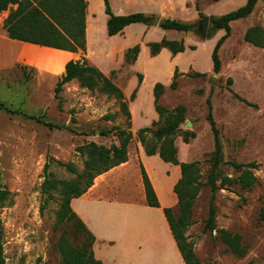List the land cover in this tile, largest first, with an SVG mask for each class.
<instances>
[{"label":"rangeland","instance_id":"1","mask_svg":"<svg viewBox=\"0 0 264 264\" xmlns=\"http://www.w3.org/2000/svg\"><path fill=\"white\" fill-rule=\"evenodd\" d=\"M135 1L130 5L124 0H110V3L116 15L151 10L143 6L142 0ZM218 1H199V11L204 18L209 17L204 38L199 30L204 18L193 6L183 10L184 13L168 9L164 11V17L150 14L154 16L153 20L158 19V23L153 25L152 20L149 28L154 30L146 36L139 28L142 25L135 24L124 36L109 37L103 0H91L95 19L89 30V51L85 52L88 56L81 59L98 67L125 93V100L135 117L130 131L134 128L136 134L129 144L135 154L140 143L137 131L144 127L156 129L152 126V122L158 120L153 96L156 83L166 86L160 101L163 107L168 111L178 106L186 108L181 131L194 132L196 137L185 143L180 132L175 143L182 162H200L199 182L202 186L192 207L190 224L184 230L198 260L202 264H264V49L244 40L249 27L264 29V0L258 1L248 18L231 23V36L219 51L221 71L216 74L211 55L225 32L214 31L210 17L238 9L244 0ZM166 18L196 26L188 33L164 30L159 24ZM209 32L213 36L208 38ZM163 38L183 40L187 50L177 56L166 50L169 56L161 52L152 57L148 44L160 42ZM136 45L140 46V60L136 65H129L125 55ZM191 45L198 47L197 50H188ZM19 48L22 46H12L14 52ZM2 51L8 52L9 49L3 47ZM20 55L33 59L56 75L61 73L66 62V58L61 60L54 50L45 48L23 47ZM176 69L180 73L178 86L172 90L170 84ZM197 72L206 76L194 78L192 75ZM140 73L143 75L142 87L138 83ZM228 78H232V85L227 84ZM55 80L57 78L42 74L22 62L0 70V104L21 113L0 110V189L10 192L9 199L0 204L3 264H66L61 253L62 242L77 249L83 246L85 236L75 221H60L62 193L53 189L45 192L43 183L48 175L59 181L75 180L76 175L58 162L71 163L82 173L86 157L79 154L78 147L90 142L110 147L118 144L117 138L113 133L102 136L101 132H108L113 127L128 130L120 101L115 97L98 89L82 88L76 80L64 85L58 98L55 96L58 81ZM135 89H140L139 97L137 92L138 100L132 101ZM208 100L222 144L224 161L219 169L220 179L225 176L236 178L241 174L233 163H255L257 166L253 169L257 182L251 189L229 186L218 190L214 200L217 229L240 235L247 251L243 257L231 254L219 234L206 229L212 198L207 184L212 168L209 160L214 151V136L207 120ZM107 115L112 117L111 120L106 119ZM188 121L192 123L190 127L186 126ZM147 137L153 139L152 133ZM156 168L158 175L159 167ZM179 216L180 210L176 206L174 220ZM155 221L151 220L148 231L156 242H160L161 254L168 257L167 241ZM107 225L114 227L110 221Z\"/></svg>","mask_w":264,"mask_h":264},{"label":"trees","instance_id":"2","mask_svg":"<svg viewBox=\"0 0 264 264\" xmlns=\"http://www.w3.org/2000/svg\"><path fill=\"white\" fill-rule=\"evenodd\" d=\"M217 2L218 0H212ZM259 0H247L242 7L221 16H211L210 22L214 31L223 30L224 35L218 39L213 51L212 62L213 72L218 74L221 71L222 62L219 51L225 41L231 36V23L237 20L248 18L255 10ZM104 11L107 15L106 29L109 37L121 34L123 30L132 24L141 23L144 25H152L154 16L145 13H132L128 15L114 14L110 0H103ZM86 0H0V15L9 10V15L4 20L3 27L7 32L8 38L21 42H26L42 47L64 50L69 52L87 50L86 40ZM13 6H16L13 8ZM196 9L201 18L204 15L199 11V5ZM196 25L180 22L176 19H163L159 27L164 30H176L188 33L195 29ZM208 33V38L211 37ZM245 42L264 49V29L260 26L249 27L244 35ZM150 54L155 57L166 48L173 56L186 51L184 41L167 40L163 38L160 42H150L148 44ZM189 49L196 50V47L190 46ZM140 46L136 45L129 48L125 61L131 65L137 61L140 54ZM180 73L175 70L173 80L170 84L172 90H176L178 86L177 79ZM194 78H204V73H194ZM77 80L82 88L88 90L98 89L107 94L109 97H115L121 104V110L126 117L128 130L113 127L110 131L101 132L102 136H108L113 133L117 138L118 144H112L110 147L90 142L78 147L80 155L85 156V169L82 173L78 172L76 167L71 164L58 162L59 165L65 167L69 172L76 175L73 181H59L46 177L43 183L45 192L53 189L59 190L63 195L62 210L59 214L60 221H75L78 229L85 236V243L80 249L74 248L65 241L61 245V253L63 261L66 264H103L94 256L93 245L95 238L93 234L86 228L85 224L78 218L71 208V201L84 195L94 184V180L101 174L120 166L128 161V147L132 141L133 134L130 131L132 126V115L123 90L118 87L110 77L105 75L98 67L89 64L87 59L71 60L65 66V72L58 81L55 88V96L59 98L64 85ZM143 82V75H138V83ZM232 78L227 79V84L232 85ZM166 86L162 83H156L153 87L154 107L158 114V120L152 122V126L141 128L137 131V136L142 144L146 155H159L165 163L180 166L181 178L174 186V192L178 199L177 207L180 210V216L177 220L173 218V209L164 208L163 212L170 226L172 235L176 241L177 247L185 264H202L193 250V246L187 241L184 230L190 224L192 207L198 190L202 186L199 182L200 170L199 161L180 162L178 158V148L175 143V137L182 132L181 125L186 119V108L178 106L173 111H168L160 104L164 95ZM138 89H135L131 95V100L136 99ZM242 101L246 102L244 99ZM209 113L207 120L214 136V151L210 157L211 172L209 174L208 185L212 191V198L209 207V214L206 220V229L216 231L220 240L227 246L228 251L237 256L243 257L246 254V248L242 246L241 237L238 234H232L223 229H217L216 226V208L214 205L215 194L218 190L226 189L229 186L239 185L241 189H251L257 182V177L253 169L257 166L255 163L236 164L233 165L241 170V174L236 178L225 176L220 179V166L223 163L222 144L220 140V131L216 125L215 119L211 111V102L208 100ZM249 104V103H248ZM5 109L7 112L21 114L18 111H12L0 104V110ZM27 116V115H25ZM31 118V117H30ZM33 118V117H32ZM111 116L107 115L106 119L111 120ZM148 133H152L153 139L147 137ZM185 143H189L190 139L196 137L194 132H182ZM49 164L45 165L47 171ZM141 175L145 189L147 205L159 208L160 203L152 182L144 168L140 163ZM220 179V182H218ZM10 196V192L6 189H0V204L5 203ZM2 228L0 225V264H3L2 253Z\"/></svg>","mask_w":264,"mask_h":264},{"label":"crops","instance_id":"3","mask_svg":"<svg viewBox=\"0 0 264 264\" xmlns=\"http://www.w3.org/2000/svg\"><path fill=\"white\" fill-rule=\"evenodd\" d=\"M86 1L88 3L86 10V52H88L90 43L89 30L90 25L92 27L95 14L91 9V0ZM142 1L143 6L148 7L151 9L149 11H152V13L147 11V15L154 13L164 17L166 16L164 11L168 9H176V12L180 10L179 12L182 13L183 10H187L189 7L193 6L196 8V5H199V1L201 0ZM124 2L126 5H130L132 2L136 1L124 0ZM218 2L219 1L216 3ZM246 2L247 0H244L242 5H245ZM15 7L16 6H13V8ZM196 13L198 14L197 9ZM122 14L128 15L129 13ZM1 15L0 70L13 68L17 63L22 62L42 74H48L57 78L55 81H59L64 74L65 66L69 61L81 60L82 56H88L87 53L85 54L82 51L69 52L12 40L8 38L7 32L3 27L4 20L9 15V10L3 12ZM132 25L127 26L123 32L118 35L124 36L132 28L130 27ZM136 25H142L139 28H142L143 36L150 34L154 30V28L151 29L148 25L141 23H136ZM25 44L27 46L29 45L30 48L54 50V52L58 54V58L61 60L66 58L63 69L61 68V73L56 75L52 70L40 67L33 59L24 58L18 52L12 50V46H26ZM3 47L9 49V51L3 52ZM197 48L198 47H196V50ZM166 50L168 49L164 48L161 52H166L168 55ZM188 50H191L189 49V46ZM140 57L141 51L134 65L138 63ZM142 86L143 82L141 83V87ZM140 89L138 90V97ZM136 99L138 100L137 97ZM130 111L132 121H134L135 124L133 110L131 109ZM131 132L133 133V136L136 134L134 128H132ZM179 161L182 162L180 159ZM140 163L144 166L152 182L160 203L159 208L147 205ZM156 167H159L158 175L154 170ZM180 178V166L165 163L161 160L159 155H146L141 143H139L136 149V154L133 153V149L131 148V145H129L128 161L126 163L96 177L93 186L84 195L79 198H74L71 201L72 210L95 238L93 245L95 258L103 264H185L163 212L164 208L174 209L177 206L178 199L174 192V186ZM133 179H135V181H133ZM151 220H156V225L162 229L163 236L167 241L166 252L168 253V257L161 254L163 248L160 247V242H156L148 231V225H150ZM108 221L112 222V225L114 226L113 228L107 225ZM159 248H161V250Z\"/></svg>","mask_w":264,"mask_h":264},{"label":"water","instance_id":"4","mask_svg":"<svg viewBox=\"0 0 264 264\" xmlns=\"http://www.w3.org/2000/svg\"><path fill=\"white\" fill-rule=\"evenodd\" d=\"M158 23V19L153 20V25H157ZM208 23H209V17H205L201 22H200V34L202 37H206L207 36V31H208ZM192 125V123L190 121H188L186 123L187 127H190Z\"/></svg>","mask_w":264,"mask_h":264},{"label":"bare ground","instance_id":"5","mask_svg":"<svg viewBox=\"0 0 264 264\" xmlns=\"http://www.w3.org/2000/svg\"><path fill=\"white\" fill-rule=\"evenodd\" d=\"M4 40V39H3ZM26 45V44H25ZM22 46V45H21ZM20 46V47H21ZM29 46V45H28ZM27 45L26 46H22V48H19V50H18V53L20 54L21 52H22V50H23V47H28ZM32 46V45H31ZM30 47V46H29ZM47 50H49V49H47ZM25 58V57H24Z\"/></svg>","mask_w":264,"mask_h":264}]
</instances>
